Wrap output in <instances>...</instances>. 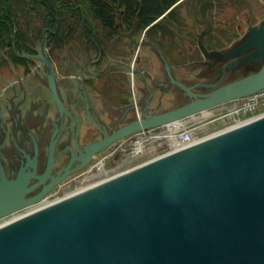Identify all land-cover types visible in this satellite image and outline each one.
Wrapping results in <instances>:
<instances>
[{
	"label": "water",
	"instance_id": "obj_1",
	"mask_svg": "<svg viewBox=\"0 0 264 264\" xmlns=\"http://www.w3.org/2000/svg\"><path fill=\"white\" fill-rule=\"evenodd\" d=\"M205 54L212 59L213 53ZM216 55L232 62L211 88L228 69L247 63L261 68L203 96L173 80L195 99L192 103L146 115L104 137L79 159V169L123 138L264 89V24L229 53ZM53 79L51 88L63 109ZM24 172L8 180L0 171V221L37 203L49 190L26 199L32 189L22 186L27 184ZM0 264H264V118L1 226Z\"/></svg>",
	"mask_w": 264,
	"mask_h": 264
},
{
	"label": "flooded vegetation",
	"instance_id": "obj_2",
	"mask_svg": "<svg viewBox=\"0 0 264 264\" xmlns=\"http://www.w3.org/2000/svg\"><path fill=\"white\" fill-rule=\"evenodd\" d=\"M236 1L178 0L148 27L129 18L130 6L112 3L106 5L104 21H75L74 35L52 37L48 34L53 30L46 27L40 37L27 38L31 45H22L23 50L16 44L17 37L5 46L0 37V171L8 180H16L25 171L27 184L22 186L32 189L26 199L37 198L50 186L37 203L18 213L67 195L79 183L77 177L71 178L81 172L90 146L131 122L159 113L164 96L173 95L175 88L169 78L156 77L153 60L165 67L163 56L168 58L162 44L181 32L184 8L187 37L207 48L208 42H225L220 25L215 32L211 14L238 6ZM61 30L65 29L60 23L58 35ZM207 51L221 53L219 49ZM218 61L204 66L223 64ZM52 75L63 109L51 88ZM183 85L195 96L213 92L204 89L203 83ZM176 90L182 94L180 106L192 101L187 93Z\"/></svg>",
	"mask_w": 264,
	"mask_h": 264
},
{
	"label": "rangeland",
	"instance_id": "obj_3",
	"mask_svg": "<svg viewBox=\"0 0 264 264\" xmlns=\"http://www.w3.org/2000/svg\"><path fill=\"white\" fill-rule=\"evenodd\" d=\"M236 3L240 6L238 5L234 7L232 5L233 7H228L226 10H222L220 15L218 12L211 14L216 24L215 32L217 33V26L220 25L225 34V42H208L206 43L208 50L219 49L221 53H228L234 46L238 45L241 40L247 37L251 28L257 29L264 24V0H237ZM184 12L185 14L182 16L185 19L183 25L184 27H182L181 32L177 34V38L167 40V42L162 44V48L166 51L165 56H167L169 60L172 75L174 73L176 80H179L183 84L187 85H192L194 83L213 85L220 77V68L223 64L215 67L211 65L204 66L206 63L208 64V60L202 55L201 48L197 43L196 38L187 37V32L189 31V29H186L187 8H184ZM188 23L189 27H191L192 22L189 21ZM33 25L39 28L42 32L43 26H41L40 23ZM142 37L143 33L140 38L142 39ZM146 50H148V48H146ZM153 62L155 64V69L158 72L156 77L160 78L162 81H166L167 78L163 69L167 72V65L163 68V63L161 61L154 59ZM260 68L261 65L259 64H247L245 68L231 71L226 75L223 85L249 77ZM150 69H153L151 64L149 65V70ZM173 93V95L164 96V102L162 106L158 108L160 113L173 110L181 105L183 101L182 94L176 91ZM217 125L216 127L211 125L200 129L198 131L199 137L205 138L215 134L216 130L219 131ZM220 128L222 130L226 129L225 126H221ZM150 158L142 157L137 159L133 158L132 155L124 157V155L119 153L108 163V166L113 168V174L110 173L109 177L131 170L145 162H148ZM98 159L99 157L97 160ZM26 213L27 212L20 213V215ZM11 220V217L6 218L0 221V225Z\"/></svg>",
	"mask_w": 264,
	"mask_h": 264
},
{
	"label": "trees",
	"instance_id": "obj_4",
	"mask_svg": "<svg viewBox=\"0 0 264 264\" xmlns=\"http://www.w3.org/2000/svg\"><path fill=\"white\" fill-rule=\"evenodd\" d=\"M178 0H0V37L3 46L11 44L31 45L29 37H40L41 30L33 24L40 23L43 29L50 27L52 37L74 35L75 21L106 20L108 4L130 6L129 18L142 23L143 27L155 23L176 4ZM136 10L132 12V8ZM167 19V18H165ZM62 26L58 35L57 27ZM42 29V30H43ZM71 29V30H68ZM28 49V48H27ZM29 50V49H28Z\"/></svg>",
	"mask_w": 264,
	"mask_h": 264
},
{
	"label": "built area",
	"instance_id": "obj_5",
	"mask_svg": "<svg viewBox=\"0 0 264 264\" xmlns=\"http://www.w3.org/2000/svg\"><path fill=\"white\" fill-rule=\"evenodd\" d=\"M261 112H264V90L245 99L242 103L234 104L227 109L220 119L232 120L237 125L242 118L254 119ZM192 131L193 129L188 126L175 124L163 131L144 132L141 139L134 144V151L146 152L152 150L155 152L156 148L153 147V144L158 143L161 150L172 153L193 144ZM160 141H163V143H160Z\"/></svg>",
	"mask_w": 264,
	"mask_h": 264
},
{
	"label": "bare ground",
	"instance_id": "obj_6",
	"mask_svg": "<svg viewBox=\"0 0 264 264\" xmlns=\"http://www.w3.org/2000/svg\"><path fill=\"white\" fill-rule=\"evenodd\" d=\"M209 137H211V136H209ZM209 137H206V138L202 139V141L205 140V139H207V138H209ZM125 173H126V172H125ZM123 174H124V173H123ZM121 175H122V174H121ZM86 189H88V187L84 188L83 190H86ZM83 190H82V191H83ZM78 193H79V192H78ZM51 204H54V203H51ZM51 204H48V205L43 206V207H39V209H44L45 207H47V206H49V205H51ZM33 212H34V211L32 210V211H30V212L24 214V216H27V215H29V214H32ZM19 215H20V214H19ZM18 217H19V216H15L13 219H18ZM13 219H12L11 221H14ZM11 221H10V222H11ZM8 223H9V221H8V222H5L4 224H1L0 227H1L2 225L8 224Z\"/></svg>",
	"mask_w": 264,
	"mask_h": 264
}]
</instances>
